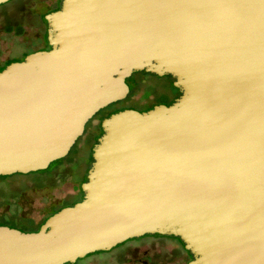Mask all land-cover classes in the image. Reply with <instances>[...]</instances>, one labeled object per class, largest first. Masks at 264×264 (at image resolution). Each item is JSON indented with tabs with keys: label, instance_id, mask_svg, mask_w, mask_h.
Returning <instances> with one entry per match:
<instances>
[{
	"label": "water",
	"instance_id": "95a60500",
	"mask_svg": "<svg viewBox=\"0 0 264 264\" xmlns=\"http://www.w3.org/2000/svg\"><path fill=\"white\" fill-rule=\"evenodd\" d=\"M45 20L50 50L0 72V177L63 159L133 73L180 96L103 119L82 199L36 232L0 226V264L145 235L178 238L188 264H264V0H62Z\"/></svg>",
	"mask_w": 264,
	"mask_h": 264
},
{
	"label": "rangeland",
	"instance_id": "374dc122",
	"mask_svg": "<svg viewBox=\"0 0 264 264\" xmlns=\"http://www.w3.org/2000/svg\"><path fill=\"white\" fill-rule=\"evenodd\" d=\"M20 1L21 0H10L6 5H0L2 6L0 7V11L13 9V7L15 8L16 5L21 3ZM51 1L56 2L60 0ZM37 8L38 11L41 12L44 6H39ZM33 12L34 9L32 7H25L22 13L24 16H27L29 13L32 14ZM14 17L17 19L19 13H16ZM5 56L6 54H0V59L5 58ZM145 76L147 86L144 91L135 92V94L130 95L126 100L119 101L113 107L123 110L130 107L141 109L142 107L140 105L145 102L152 103L155 106L156 104L162 105L165 103L168 96L166 91L167 89L171 90V80L166 78L156 79L148 75ZM98 136L99 134L93 135L88 133V131L84 136L82 134L74 143L71 155L79 157L81 150L84 148L83 146L89 143L94 144V139H98L100 137ZM55 162L48 166L46 169L47 171L45 170L46 173L56 167L57 162ZM89 164L90 161H88L87 155L84 154L80 159L79 165H81L82 168L88 167ZM42 172L43 171H39V174ZM65 178L66 174L55 175L54 179L49 184L50 186L46 187L44 185V188L31 190L21 199L11 201L8 205H3L0 202V219L9 220L11 223H20L22 225H26L27 222H30L32 225L30 230H34L36 225L42 221L41 219L44 214L48 213L50 207L54 204L58 203L59 207L64 208L77 203L83 197H81V186L84 182H82L79 176L78 178H67L66 181H63L62 179ZM7 226L10 227V225ZM10 228L22 231V229L15 228L14 226ZM190 261L191 256L186 253L183 245L176 238L160 235H145V237L141 239H130L117 245L110 251L89 254L82 259L76 260L73 264H188Z\"/></svg>",
	"mask_w": 264,
	"mask_h": 264
},
{
	"label": "flooded vegetation",
	"instance_id": "af4514ba",
	"mask_svg": "<svg viewBox=\"0 0 264 264\" xmlns=\"http://www.w3.org/2000/svg\"><path fill=\"white\" fill-rule=\"evenodd\" d=\"M21 3L16 5L15 8L0 11V54H6L5 58L0 59V72L11 63L22 62L29 54L38 52V51H48L50 50V46L47 41V30L48 24L44 17L52 12L59 10L61 6V0L53 2L51 0H21ZM8 3V2H7ZM4 5V4H2ZM6 5V3H5ZM39 6H44L42 11H38ZM2 7V6H0ZM25 7L33 8L34 12L32 14H28L27 16L23 15V9ZM19 13V17L16 19L14 15ZM145 75L151 76L156 79H170V89H167L166 94L167 101L162 105L169 106L171 105L179 96L180 92L177 88L172 86L173 79L171 76H162L158 77L154 74L146 73V72H136L133 73L129 78L125 80L129 88V93L125 100L130 96L135 94V92L144 91L147 86V82L145 80ZM145 76V77H144ZM144 77V78H143ZM118 103V102H117ZM115 104H111L106 108L98 111L86 124L83 131V136L88 131V133L99 136L102 135L101 130V122L103 119L108 118L110 115L117 113L119 111H123V109L114 108ZM139 103V102H138ZM141 104V103H140ZM157 105V104H156ZM141 109H136L133 107L127 108L129 110H135L138 112H146L152 109L155 105L152 103H143L140 105ZM126 110V109H125ZM98 136V137H99ZM97 143V138L94 139V144ZM92 143L85 144L84 148L81 150L80 156L77 158L71 155V150H69L68 154L57 162L55 168L51 171L47 172L46 177H43L48 183L52 182L55 175L66 174V178L62 179L66 181L67 178H81V180H85L87 172L89 169L85 171V167L81 168L79 165L81 157L86 154L88 161H90V166L92 163ZM79 150V149H78ZM55 162V163H56ZM45 171V170H43ZM47 171V170H46ZM34 173H39L34 172ZM33 178L40 179V175L37 174L33 176ZM50 186V185H49ZM82 193V192H81ZM83 194H81V197ZM79 202V201H78ZM75 204V203H74ZM54 205H59L58 203ZM72 206V205H71ZM23 232V231H22ZM174 238V237H173ZM181 244L182 242L176 238ZM183 245V244H182ZM184 248V245H183ZM185 250V249H184ZM186 251V250H185ZM190 256L191 254L186 251ZM192 260V256H191Z\"/></svg>",
	"mask_w": 264,
	"mask_h": 264
},
{
	"label": "trees",
	"instance_id": "16d2710c",
	"mask_svg": "<svg viewBox=\"0 0 264 264\" xmlns=\"http://www.w3.org/2000/svg\"><path fill=\"white\" fill-rule=\"evenodd\" d=\"M92 161V160H91ZM90 165L85 167V171L90 169ZM39 173H29L26 175L21 174H14L11 176L0 177V202L3 205L10 204L11 201H17L21 199L27 192L35 189L44 188V185L47 187L49 186L48 183L43 177H46V171H43L40 175V179L33 178ZM80 176V175H79ZM81 177V176H80ZM82 180V182H85ZM61 207L58 205H53L50 207V211L42 217V221L36 225L34 230H30L32 227L30 222H27L26 225H22L20 223H11L9 220H2L0 219V226H7L10 225L14 226L15 228L22 229L23 232H36L39 230L40 226L54 213L58 212ZM145 237V236H144ZM142 238V237H141ZM140 238V239H141Z\"/></svg>",
	"mask_w": 264,
	"mask_h": 264
}]
</instances>
